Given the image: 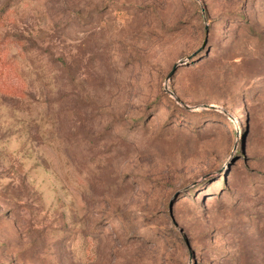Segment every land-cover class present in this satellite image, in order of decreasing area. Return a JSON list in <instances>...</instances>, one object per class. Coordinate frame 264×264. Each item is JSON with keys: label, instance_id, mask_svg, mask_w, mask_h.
Segmentation results:
<instances>
[{"label": "rangeland", "instance_id": "1", "mask_svg": "<svg viewBox=\"0 0 264 264\" xmlns=\"http://www.w3.org/2000/svg\"><path fill=\"white\" fill-rule=\"evenodd\" d=\"M0 264H264V0H0Z\"/></svg>", "mask_w": 264, "mask_h": 264}, {"label": "water", "instance_id": "2", "mask_svg": "<svg viewBox=\"0 0 264 264\" xmlns=\"http://www.w3.org/2000/svg\"><path fill=\"white\" fill-rule=\"evenodd\" d=\"M175 69H176V66L173 68V71H174ZM173 71H172V72H173ZM172 72H171V73L168 75V77L166 78V82H168V80L170 79ZM165 91H166V93H168L170 96L174 97L173 93L170 92V91L168 90L167 87L165 88ZM174 99H175V101H176L177 103H180V100H179L178 98H174ZM185 108H188V107L185 106ZM211 108H212V107H211Z\"/></svg>", "mask_w": 264, "mask_h": 264}]
</instances>
